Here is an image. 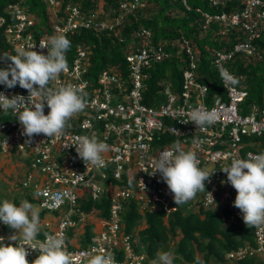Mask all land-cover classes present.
I'll return each instance as SVG.
<instances>
[{"label": "built area", "instance_id": "2783aa9c", "mask_svg": "<svg viewBox=\"0 0 264 264\" xmlns=\"http://www.w3.org/2000/svg\"><path fill=\"white\" fill-rule=\"evenodd\" d=\"M205 1L215 10L224 9L235 1L239 3L235 12L209 13L195 9L200 14L203 31L211 24H218L222 38L230 30L243 33V38L231 50L213 51L212 54L210 64L218 72L223 96L215 93L209 97L207 85L200 81L199 56L183 39L179 49L186 66L181 70L178 89L169 80L160 81L158 95L162 100L154 106L144 104L147 88L144 70L168 55L161 43L153 41L150 31L142 29L135 35L134 49H129L125 55L127 72L124 76L121 69L115 67L102 70L91 79L85 46L77 44L72 53L67 51V69L50 86L68 83L80 86L87 93L88 104L69 121L70 126L63 136L34 135L31 144H25L27 137L21 134L22 126L12 110H0V155L21 154L24 157L20 186L29 190L30 200L36 203L42 216L37 242L44 240L45 234L63 235L73 264H84V253L92 249L111 252L117 264H153L146 248L125 232L123 213L129 201L134 202L142 217L155 207L165 215L177 209L173 194L160 173L148 174L153 171L155 159L162 152L172 150L177 142L183 150L196 152L202 169L209 173L214 171L205 181L206 191L197 193L194 199L185 203L186 211L218 209L222 213L226 210L227 226L242 218L240 210L234 207L237 193L226 182L227 175L221 170L233 157L247 158L250 153L264 152V108L253 105L247 114H242L239 105L247 91L236 86L226 87L221 73L227 71L235 77L227 63L237 55L258 60L264 57V52L256 45L264 34V0ZM47 2L49 15L55 19L50 31L39 26L38 17L27 12L21 3H2L0 0V32L14 53L17 49L35 48L46 54L47 49L41 48L56 34L117 32L127 16L143 6L140 0L118 2V15L108 20L71 4L63 5L62 0ZM182 4L190 10L185 1ZM36 25L39 27L34 29ZM6 67L0 64V68ZM0 93L8 98L28 96L27 90L19 85L11 89L0 85ZM194 107L214 111L216 120L211 125L197 128L194 122H189L188 113ZM48 111L45 106V115ZM83 135H95L108 145V151L103 154L104 167L89 166L86 169L75 148L71 147L75 146L76 138ZM141 145L146 147L142 149ZM56 193L62 195L60 201L53 199ZM102 201L107 203L105 214L96 205ZM13 232L0 222V236L5 238V243L10 242L8 237ZM253 239L254 247H240L228 253L226 259L236 262L246 256L264 255V228L253 227ZM28 251L27 258L31 262L38 252Z\"/></svg>", "mask_w": 264, "mask_h": 264}, {"label": "trees", "instance_id": "16d2710c", "mask_svg": "<svg viewBox=\"0 0 264 264\" xmlns=\"http://www.w3.org/2000/svg\"><path fill=\"white\" fill-rule=\"evenodd\" d=\"M130 0H62L63 5L71 4L81 11L94 14L100 18H116L118 2ZM151 9V14L145 13V9H138L134 14L127 16L125 26L117 32L103 31L95 33L78 32L67 35L71 42L69 53L74 51L77 44L84 45L88 51V59L91 65L89 76L91 79L102 71L110 68L121 69L122 75H126L125 55L133 48L135 35L142 29L150 31L155 43L163 45L168 58L148 69L144 70L147 75L146 91L144 92L143 103L148 106L159 104L162 97L158 95L160 81L169 80L173 87L178 89L181 78V70L186 66L183 61L182 51L179 45L186 39L200 59L199 72L202 75L201 82L207 85L209 97L215 93L223 96L218 72L213 69L210 62L213 51L224 52L232 49L233 45L243 38L240 30H230L223 38L220 37V26L211 24L206 31L200 25V14L195 12L196 8L209 13L235 12L239 9L238 1L230 4L224 9L217 10L209 7L205 0H145ZM185 1L190 7L187 11L182 4ZM1 2H18L25 10L39 19V26L45 30H52L55 19L49 15L47 0H1ZM145 4L144 0H140ZM100 10V12L98 11ZM39 26H34L37 28ZM129 48L126 50L125 45ZM257 47L264 52V34L256 41ZM134 49V48H133ZM8 53L14 55V51L6 44L0 32V54ZM0 64L7 63L0 60ZM229 70L235 74L239 83L234 85L247 91V96L239 105L240 112L247 114L253 105L260 109L264 108V57L260 60L237 55L233 61L228 62ZM170 67V75L164 76V69ZM253 141V140H252ZM254 142V141H253ZM30 203L32 200L27 199ZM19 205L17 200L13 201ZM106 213V201L96 204ZM186 204L178 205L177 209L169 215L158 207L147 212L143 217L140 215L134 202L125 204L123 213V224L126 233L132 235L134 241L143 245L150 261L156 259L158 251H170L174 255L173 264H226V255L240 247L255 246L253 239V227H247L243 219L231 226L226 225V210L222 213L212 210L199 209L197 212L186 211ZM143 218V219H142ZM144 225L140 227V221ZM170 244H173L170 249ZM264 256V255H262ZM234 264H264V258L258 256H246L233 262ZM150 264V263H149Z\"/></svg>", "mask_w": 264, "mask_h": 264}, {"label": "clouds", "instance_id": "9594fccd", "mask_svg": "<svg viewBox=\"0 0 264 264\" xmlns=\"http://www.w3.org/2000/svg\"><path fill=\"white\" fill-rule=\"evenodd\" d=\"M70 47L71 42L65 35L56 34L49 37L48 44L41 48L47 49L46 54L35 48L17 49L15 55L0 54V60L7 63L6 68H0V85L9 89L19 85L28 92L27 97L14 95L11 98L0 93V110H12L22 126L21 134L27 137L25 144H31L34 135L43 134L49 138L63 136L70 126L69 121L88 104L87 93L80 86L71 83L50 86L67 69L66 53ZM221 78L226 87L239 83L227 71L221 73ZM45 106L49 109L47 115ZM188 115L189 122H194L197 128L211 125L216 120L214 111L200 107L192 108ZM71 147L75 148L86 169L89 166L104 167L103 154L108 151V145L95 135L79 136L75 146ZM145 147L141 145L142 149ZM199 165L196 152L183 150L177 142L172 150L162 152L155 159L153 171L148 174L155 176L160 173L178 206L194 199L197 193L206 191L205 181L214 171L209 173ZM221 171L226 173V182L237 193L234 207L242 213L245 225L264 228V152L250 153L247 158L233 157ZM140 183L143 184V181ZM208 193L214 201L212 194ZM53 199L60 201L62 195L56 193ZM0 222L14 230L8 237L9 243H5V238L0 236V264H73L63 235L45 234V239L37 242L41 221L38 210L28 200L21 201L19 206L8 199L0 201ZM28 249L38 252L31 262L27 258L30 254ZM173 261L172 252L158 251L153 264H173ZM84 264H117V261L111 252L92 249L84 253ZM197 264L203 262L197 261Z\"/></svg>", "mask_w": 264, "mask_h": 264}, {"label": "rangeland", "instance_id": "374dc122", "mask_svg": "<svg viewBox=\"0 0 264 264\" xmlns=\"http://www.w3.org/2000/svg\"><path fill=\"white\" fill-rule=\"evenodd\" d=\"M23 1V0H21ZM144 2H146L144 0ZM148 2L143 4L142 7L139 9L143 10L145 9L148 13L151 14V9L148 6ZM100 12V10H98ZM98 15V14H97ZM132 16H136V14H132ZM125 26V24H123ZM122 26V28H123ZM129 48V45H125V49L127 50ZM171 69L170 67H166L164 69V76L170 75ZM264 85V83L262 84ZM23 155L19 154L18 156L16 155H9L7 156H1L0 155V201L4 199H8L10 201L17 200V202L20 204L21 201L27 200V199H32L31 198V193L29 192L28 189H21L20 186V180L24 174V167H23ZM24 158V157H23ZM33 206L38 210L37 205L35 202H31ZM19 206V205H18ZM39 212V210H38ZM39 217H42L41 214H39ZM140 227L144 225L142 221H140ZM173 244H170V249H172ZM264 256H258V259H263ZM211 264H217L214 262H211ZM226 264H234L233 262H227Z\"/></svg>", "mask_w": 264, "mask_h": 264}]
</instances>
